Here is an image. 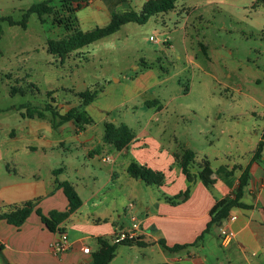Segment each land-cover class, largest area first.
I'll return each instance as SVG.
<instances>
[{
  "label": "rangeland",
  "instance_id": "1",
  "mask_svg": "<svg viewBox=\"0 0 264 264\" xmlns=\"http://www.w3.org/2000/svg\"><path fill=\"white\" fill-rule=\"evenodd\" d=\"M40 1L0 0V16L21 21L27 13L25 27L0 22V185L12 180L6 169L30 181L27 169L36 166L45 185L57 178L46 166L61 168L72 182L82 162V183L105 182L111 163L101 157L115 151L103 140L105 121L134 133L145 126L163 146L206 155L212 169L250 156L264 126V0H177L173 9L143 24L125 23L63 58L48 52L47 41L68 31L54 15L28 12ZM82 1L75 24L82 31L105 25ZM84 91L96 97L92 107L78 108L90 121L75 136V123L60 111L79 105ZM38 139L59 141L43 152L32 148ZM115 192L104 189L108 197Z\"/></svg>",
  "mask_w": 264,
  "mask_h": 264
},
{
  "label": "crops",
  "instance_id": "2",
  "mask_svg": "<svg viewBox=\"0 0 264 264\" xmlns=\"http://www.w3.org/2000/svg\"><path fill=\"white\" fill-rule=\"evenodd\" d=\"M85 1L97 11L95 18L104 17L108 22L110 12L124 11L125 4L132 9L136 8L133 2H139V8L146 0H110L108 4L102 0ZM112 6L115 9L106 14L104 11ZM93 101L87 105L88 108L92 107ZM68 110L60 111V114ZM263 129L264 126L246 160L220 164L226 165L228 169L240 167L231 175L216 174L215 169L220 165L213 169L210 165L209 168H199L197 163L207 156L197 157L195 154V165L190 167L191 173L201 171L213 183L205 185L196 178L185 199L172 198L187 187L185 175L174 157L175 153L180 154L182 151L174 150L172 146H163L154 137L148 136L145 126L140 132L134 133V139L126 149L116 150L108 144L115 150L109 154L112 157H101L102 162L111 163L108 178L98 185L94 180L92 186H89L86 182L82 183V168L87 164L82 162L76 165L74 172L79 177L76 176L77 180L70 183L82 204L58 224L57 231L47 229L35 212L19 227L0 219V243L3 245L0 249V264H93L94 253L101 241L114 244V236L132 229L133 223L137 224L132 238L134 242L117 243L114 255L107 264H264V143L260 161H251ZM73 130L75 136L80 133L77 126ZM58 141L38 139L39 145L32 148L39 147L45 152ZM132 161L162 172V184L146 185L142 180L129 176L126 168ZM40 165L43 167L44 164ZM247 165L248 181L242 189L239 202L249 207H232L227 218L212 224L205 232L211 208L218 200L236 191L240 172ZM54 167L46 166L49 173L55 170ZM27 170L29 173L26 176L31 178L30 181L19 180L20 176L15 169H6L5 175L12 180L0 185V206L41 197L38 207L43 214L47 215L52 210L65 211L68 200L63 190L56 187L55 179L52 185H45L38 166ZM60 173L56 174V179L62 181L64 179ZM108 185L116 190L110 197L104 194ZM84 187L89 189L85 196L82 194ZM101 193L106 200L99 197ZM90 201L92 208L83 211L85 204ZM231 216H234L233 220L229 219ZM223 225L234 232L229 245L221 242L219 229ZM60 230L67 235V248L61 253H54L50 244L58 238ZM200 235L202 237L198 239ZM161 242L166 247L187 245L169 250ZM83 247H88V251H83Z\"/></svg>",
  "mask_w": 264,
  "mask_h": 264
},
{
  "label": "trees",
  "instance_id": "3",
  "mask_svg": "<svg viewBox=\"0 0 264 264\" xmlns=\"http://www.w3.org/2000/svg\"><path fill=\"white\" fill-rule=\"evenodd\" d=\"M177 0H146L143 2L141 8L136 11L129 7L128 4L124 5V11L122 12H110L109 21L103 26H96L92 30L82 31L77 24L75 16H72L76 10L82 6L81 0H41L37 4H34L28 12H36L39 16L54 15L53 19L58 25H62L68 34L60 39H48L47 50L51 54H56L63 58L70 52L87 46L92 42L106 37L110 34L115 33L119 30L121 25L128 22H135L138 24L145 23L151 16L167 12L174 8L175 2ZM57 4L60 7L59 10L54 9V5ZM60 11L67 13V16L63 19L56 18L55 15L60 14ZM26 16H23L21 21L14 20L11 16H0V22L6 20L9 24H20L25 27ZM41 21L44 20L41 18ZM1 32V25H0ZM82 99L79 105L71 107L66 113L61 115L62 120H73L75 125L80 128V123L89 122L90 119L85 117L82 113L78 111L81 106H87L96 97V93L84 91L79 93ZM134 139V132L125 123H120L115 125L112 122L104 123L103 140L105 143L112 145L116 150H122L128 148V145ZM264 143V129L261 133V138L256 144L255 149L252 152L251 161L258 162L262 155ZM175 160L179 163L182 173L185 175L187 187L186 189L174 195L172 198L175 199H185L188 196V191L191 183L196 179H200L205 185H210L213 183L212 179H207L204 177L201 171L197 173H191L190 167L195 165V153L190 149H183L180 154H174ZM199 168L205 169L209 168V161L206 157H203L200 162L197 163ZM235 169H240V167L233 166L228 169L226 165H220L215 169L216 174H233ZM127 173L129 176L142 180L146 185H161L163 182V173L160 171H155L146 165H140L134 161L127 165ZM62 171L61 168L52 171L53 175H56ZM249 166L244 167L238 177V183L236 191L228 197H224L218 200L209 212V221L207 222V227L205 232L212 224L220 223L223 219L227 218L232 207H242L248 208V205L239 202V198L242 194L243 187L248 181ZM56 187L61 188L68 200V208L65 211L52 210L47 215L43 214L38 207V203L41 197H36L30 200L23 201L21 203H13L0 206V219H4L7 223L19 227L23 224L26 218L35 212L41 219V222L50 231H57L58 224L63 220L67 219L68 216L75 210H77L81 204L82 200L77 194L74 186L67 180L59 181L55 179ZM202 235L198 237L200 239ZM132 239L123 240V244H131ZM137 244H143L141 242L135 241ZM117 243L108 244L106 241H101L100 247L94 253L93 264H107L114 255L115 247ZM161 244L164 245L163 242ZM185 245H175L173 247H166L169 250H176L185 247ZM3 245L0 243V249ZM3 264H11L4 262Z\"/></svg>",
  "mask_w": 264,
  "mask_h": 264
},
{
  "label": "built area",
  "instance_id": "4",
  "mask_svg": "<svg viewBox=\"0 0 264 264\" xmlns=\"http://www.w3.org/2000/svg\"><path fill=\"white\" fill-rule=\"evenodd\" d=\"M150 40L154 43L161 42V40L156 35H153ZM229 219L233 220L234 216H231ZM132 227H133L132 229H129L126 231H121L120 233L115 235L114 238L112 239L113 243H119L123 240L132 239L135 236L134 231L137 229V224L133 223ZM219 232H220V238H221L222 244L223 245H229L231 240L233 239L234 232L224 225L220 227ZM50 248L54 253H61V252L66 250V248H67V235L64 231L60 230L58 232V238L51 242ZM83 251L87 252L88 247H83Z\"/></svg>",
  "mask_w": 264,
  "mask_h": 264
}]
</instances>
